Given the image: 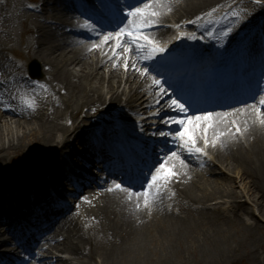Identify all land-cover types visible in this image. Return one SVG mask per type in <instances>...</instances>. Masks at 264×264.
<instances>
[{
    "label": "bare ground",
    "instance_id": "obj_1",
    "mask_svg": "<svg viewBox=\"0 0 264 264\" xmlns=\"http://www.w3.org/2000/svg\"><path fill=\"white\" fill-rule=\"evenodd\" d=\"M14 1L0 0V30L5 34L8 32L11 39L12 29L9 25L20 19L18 9L22 5ZM61 1L34 2L41 8L37 13L24 10L26 17L23 19L24 32L20 42L22 48L15 49L18 57L24 59V66L33 58L43 65L39 98L31 93V86H38V83L29 82L26 75L21 77L20 82L28 90H25L26 95L21 96H17L8 83L7 73L0 76V92L5 94L4 99H0V166L11 150L19 152L25 140L30 137L34 140L37 134H40L38 137L43 144L57 147L45 155L47 151L42 144L41 153L32 157L38 159L27 166L26 179L13 178L17 187L7 188L9 201L5 204L0 198V227L5 229L7 226L1 222L9 219L11 210L16 213L21 207L25 217L36 222L37 230L31 236L43 234L52 228L56 217H52L50 209L38 211L39 208L30 203V198L38 203L39 191L45 190L38 181V170L47 166L45 171L50 174L51 182L63 177L68 167L73 169L76 160V164L87 168L84 161H79L77 152L93 139L97 141L101 138L104 142L116 139L117 144H121L126 151L137 150L136 154H140L143 146L147 148L143 153L146 158L151 157L154 150L161 152L163 159L174 165L177 175L165 181L172 192L148 187L139 192L140 197L129 199L127 191L117 190L107 197L110 200L106 202L113 206L98 210L96 205L87 200L98 188L91 179L85 178L88 180L87 186L77 190L72 205L74 210L70 216L57 219L59 233L52 238H47L45 234L44 241L37 244L36 255L28 258L24 264H69L68 259L50 257L55 250L65 251L83 264L232 262L236 257L237 246L246 244L255 232L258 218L264 220V124L260 123L261 117L254 110L248 113L245 108L213 118V126L207 129L210 155L204 151H190L188 146L176 142L177 137L173 134L168 144L154 142L150 135L164 125L154 121V126H148L147 114L169 108L170 100L157 101L165 86L154 83L153 74L141 68L145 48L138 51L127 38L120 40L121 46L115 44L108 47L107 43L104 44L106 35L117 33L108 28L115 27L124 18L116 11L123 0H85L83 13H76V4L70 1H67L70 10L63 12L59 5ZM124 1L128 6V14L134 7H144V2L149 0ZM248 1L174 0L165 9L168 14L160 11L155 21L158 25L166 26L154 25L145 33L151 36L168 34L174 42L183 39L189 32L201 35L215 23L220 24L216 37L223 46L228 38L231 42L236 38L233 29L229 35L226 34L231 26H246L242 21H233L230 18L232 13L248 5L253 7L254 14L264 12V5L259 7ZM154 2L149 5L159 7L164 0ZM29 12L32 15L27 19ZM101 12L108 13L114 21L103 23L100 20ZM64 15L70 19H64ZM249 16L253 18L254 15ZM48 18L58 19L59 22L49 24L46 22ZM260 46L259 39L254 40L252 37L246 48L251 50ZM125 48L131 50L125 52ZM223 49L218 46L215 57L208 61L207 66L220 65ZM256 60V63L246 68V80L250 81L254 94L264 87V60ZM21 69L22 66L17 67L13 74L16 77L23 74ZM181 70L176 65L171 67L172 73ZM208 77L212 76L201 70L199 82L203 83ZM221 88L226 90L227 87L223 84ZM236 90L237 87L232 92ZM221 94L220 90L209 92L208 96L217 102L222 100ZM105 116L114 119L115 123H109L111 125L108 127L109 124L103 120ZM231 121L242 123L240 131L228 126ZM142 125L144 128L147 126L145 130L139 129ZM178 126L180 124L176 123L174 128ZM217 131L223 135L217 137ZM213 139L215 143H212ZM203 140V133H199L195 147H201ZM67 149L71 154L58 164L64 171L54 169L51 166L52 157ZM173 153L176 155L173 156ZM13 159L10 161L13 162ZM188 172L197 176L201 185H192ZM234 172L237 177L231 175ZM3 177L0 176V185L7 187L6 183H1ZM237 182H241L242 186L239 192L234 186ZM111 183L113 185L112 180L107 185ZM211 184L212 190L209 191L208 186ZM146 191L152 194L148 206H145L143 196ZM167 196L173 201L171 208L165 200ZM13 198L16 203H13ZM116 198L119 199L114 202ZM239 198L251 200L252 205L247 207L244 205L246 202L241 203ZM61 210L63 215L67 209ZM66 217L68 219L63 221ZM3 234L0 230V238ZM0 250L5 251V255L0 256L1 261L6 260L10 253L17 255L15 250H10L1 240Z\"/></svg>",
    "mask_w": 264,
    "mask_h": 264
},
{
    "label": "rangeland",
    "instance_id": "obj_2",
    "mask_svg": "<svg viewBox=\"0 0 264 264\" xmlns=\"http://www.w3.org/2000/svg\"><path fill=\"white\" fill-rule=\"evenodd\" d=\"M14 2H19L20 4H22L21 7L19 5V9H18L19 13H21V17H19L20 19H16L13 24H10V25L8 24L10 26V29H12V32H13V33L10 32V34L12 35V39H11V37H9L8 32L5 34L4 31L0 30V46L4 49V50L3 49L0 50V76H4L5 73H7L8 83H10L12 89L14 91H16L17 96H21V95H26L25 90H28L26 88V86L24 87L23 84L20 82V80H22L21 79L22 76H23V78H24V75L30 76V78L33 79L32 80L33 82H40L43 79L44 69H43L42 63L38 59L33 58V59L29 60L24 66V59H21L20 57H18V55L16 54V50H15V49L19 50L22 48L20 42L22 40V37H23L22 34L24 32V25H23L24 20L23 19H24V17H26L24 15V10H25V12H27L25 7H26V5L28 7V4L30 2H40V0L39 1H37V0H32V1L31 0H16ZM41 3H39V4H41ZM123 8H124V6H123ZM247 12L248 13L254 12V9L251 5H248L247 7H243V10L236 12V14H237V16L241 17L242 19L249 21L250 19H248L247 18L248 15H246ZM165 14H168V12H165ZM232 14L234 15V13H232ZM31 15L32 14L29 12L27 14V19H28V16L31 17ZM65 16L66 15H64V19H67V20L70 19V17L68 15L66 17ZM105 16L108 19L109 14H106V12L100 13L101 18H104ZM255 20H256V17H255ZM48 21H52V19H49ZM124 28H125V25H124ZM212 28H213V26L209 29L210 31L207 30L208 31L207 34L211 33ZM232 29H234V26ZM127 37L128 36H126V35L122 36L119 38V41L124 39V38L126 39ZM129 38H131V37H129ZM105 43H107L108 47H110L112 45L115 46V44H117V38L113 37L112 39L105 41ZM1 47H0V49H1ZM20 66H22L21 70H23V74L16 77L15 74H13V73L16 70V68L17 67L20 68ZM31 68H33L35 72L38 71L39 75L37 77L31 76V74H30ZM24 72H25V74H24ZM39 85H41V84L39 83ZM263 86H264V83H263ZM31 89H32L31 93L35 94L38 97L40 92H41V87L40 86H31ZM3 95L5 96V94H3ZM3 95L0 94V96H2V98H3ZM32 96L34 97V95H32ZM262 99H264V90L263 89L258 92V95L256 96V103L252 106V108H254L253 110L259 116H260V114H259L260 111H264V110L260 109V101ZM161 113L162 112H160V113L155 112L153 114H150V113L147 114V115H149L148 116V126H154V123H153L154 121H156V122L158 121V122H160V124L164 125L163 128H161L156 133H154V135H152V136H154L153 138H156V140H159V139L164 140L165 142H167V140H169V143H170V136L173 134L175 137H177L176 142H178L179 144H184L179 139V137L177 136V132L180 131L179 128L172 130L171 133L167 132V131H170L169 128L173 126V123L169 122L170 118L173 116H169L170 114H161ZM10 118L11 117H9L8 119L10 120ZM103 120H104V123H108V124L109 123H111V124L115 123L114 119L107 117V116H105V118ZM89 123L92 124V122H90V120H89ZM111 124H109L108 127ZM142 127H143V125H142ZM146 127L147 126H145V128L144 127L143 128L146 129ZM162 131L164 132L163 135L161 134ZM38 135L40 136V134H37L35 136L34 140H32L31 137L27 138L24 142V146L21 148V150L19 152H17V151L15 152V150L13 149V150H11V152L9 154H7V157L4 160L5 162H3V164L0 166V169L3 170V171H0V176L4 175V177L1 180V183H6L7 186L14 187L16 185L15 183H13L14 177H16L17 179H26L25 174L27 172L28 164H30V163L34 164V162H32V161L38 159V158L33 159L32 157L38 153H41L40 147L43 143H42V140H40L41 138L38 137ZM200 145H201V143H200ZM42 146L47 151L45 153V155L48 154V151H52L54 149H57V147H48L45 144H43ZM199 148L202 149L208 155H210V151L207 148V144L205 143V140L202 141V145ZM67 150H65V151H67ZM68 154H70V152ZM60 157H61V154H57L55 157H52L53 158L52 163H54V161H56V158H60ZM91 157H92V152L86 148H83V147H82L81 151L78 153V158H80L82 161H84L86 163H89L91 161ZM11 158H14L13 162L10 161ZM57 161H59V160L57 159ZM3 165L5 166V168L3 167ZM95 165L91 166L92 167L91 169H93L94 167H97V164H95ZM172 167H174V165ZM216 167L219 168V165H216ZM46 168H47V166H44L43 170H45ZM80 169L81 168H79V170ZM82 171H87V169H82ZM74 172H73V174L81 175V174H78V173H81V172H78V170H75ZM42 173H43V171H42ZM42 173L41 172L39 173V176L41 175V178H43V176H44ZM188 173H189V181L192 182V185H196V184L201 185L200 183H198L199 178L197 176H195L194 174L192 175L190 172H188ZM231 175L236 176V173L235 172L231 173ZM60 181L63 184L61 182L58 184H62L61 188L66 189L65 193L61 192V194H60V197L62 198V202L64 203V205L71 206V202L73 200V197L71 196L72 186L69 184V182L64 183L63 180H60ZM164 182L165 181L160 182V186H162V184ZM240 183L241 182H237L234 184L235 189L238 192L242 188ZM211 186H213V185L211 184L208 186L209 191L212 190ZM163 187L164 186H162V188ZM225 187H226V189H231V188H228L227 186H225ZM169 192H172V191H169ZM138 197H140V195H138ZM165 200L170 203V205L168 207L171 208L173 201L168 196L166 197ZM239 200L242 201L241 203L246 202L244 205H246L247 207H250L252 205L251 200L246 201L245 199H242V198H239ZM223 219L224 218H222L221 220H223ZM256 222H257V228H256L255 232H253L251 234V236L248 239V241L246 242V244L237 246L236 252H235L236 257L233 258L232 262L231 261L228 262V264H264V220L261 218H258V220ZM254 224H256V223H254ZM206 228L207 227H204L203 229H206ZM0 230H2V234L4 233L1 236L0 240L7 242L8 241V237H7L8 232L2 227H0ZM245 236H247V234ZM7 246L10 248H14L11 245H7ZM152 248H153V245H152ZM18 254H21V252L18 251L17 256H18ZM53 256H54V258L57 256L58 257H64V258L66 257V258H68V260H69L68 263H70V264L82 263V261H78L77 259H75L73 255L65 253V251H56L55 250L50 255V257H53ZM95 258L97 259L98 257L95 256ZM20 261H24V259H22ZM9 263L10 264H17L18 262L13 260V258H10Z\"/></svg>",
    "mask_w": 264,
    "mask_h": 264
},
{
    "label": "snow or ice",
    "instance_id": "obj_3",
    "mask_svg": "<svg viewBox=\"0 0 264 264\" xmlns=\"http://www.w3.org/2000/svg\"><path fill=\"white\" fill-rule=\"evenodd\" d=\"M151 7H152L151 5H145L144 7H134V9L128 13V15L130 17L134 18L133 20L129 21L128 27L123 28L121 31H119L117 33H109L108 35H106L104 37L105 41L112 39L113 37H116L117 38V46H121L119 38L126 35L128 37H131L133 42H138V41H144L145 42L143 44L138 45V48H137L138 51L141 48H148V47L151 48L152 52L164 51L163 47H160L159 45H157L148 36L144 35L141 32V29L148 26L150 23L149 19H147L146 17H156L159 15V12L156 10L149 11V9ZM137 19L141 20V22L139 24L136 23ZM151 22L154 23L155 21L153 20ZM130 50L131 49H129V48L124 49L125 52H128ZM143 58L148 59L149 56L146 55ZM125 66H127V64ZM133 67H135V65H133ZM154 83L159 84L161 86L163 84L162 81L155 80V79H154ZM171 103H172V105L176 106L178 108V110H180V111H183V112L188 111V107H186V105L181 103L179 100H172ZM260 109L264 110V99H262L260 101ZM259 114L261 116L260 123L264 124V111H260ZM201 121H203L205 123L202 125L200 123ZM169 122H175V123L182 125L181 130L179 132H177V136L179 137V139L181 141H183V143L186 146H188L190 151L194 149L196 152H201V151H203L202 149L195 147L197 135L199 133H203L205 143L206 144L208 143L207 129L209 127L213 126V114L208 113L204 116L191 117L187 120L179 119V120L173 121L170 118ZM233 123H235V122L233 121ZM236 131H240L239 127L236 128ZM161 134L163 135V133H161ZM222 135H223V133H221L219 131L216 132L217 137L222 136ZM212 143H215V139H213ZM172 155L175 156L176 154L173 153ZM174 175H177V173L172 171L171 168L167 167L165 163H161L159 168H157L155 173L152 174V176H151V182H149V185H148L149 189H152L153 187H155L157 189V191H159L160 182L161 181H167L170 177H172ZM112 190L113 191H117V190L129 191L128 189H125L122 184H117L116 187ZM151 195L152 194L150 191H146L143 194L145 206H148L149 196H151ZM128 198L131 199V196H129ZM137 206H139V205H137Z\"/></svg>",
    "mask_w": 264,
    "mask_h": 264
}]
</instances>
